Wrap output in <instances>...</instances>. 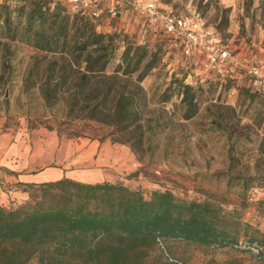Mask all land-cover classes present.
Returning <instances> with one entry per match:
<instances>
[{"label":"rangeland","instance_id":"obj_1","mask_svg":"<svg viewBox=\"0 0 264 264\" xmlns=\"http://www.w3.org/2000/svg\"><path fill=\"white\" fill-rule=\"evenodd\" d=\"M1 1L13 7L21 4V0ZM100 3L105 14L92 18L100 31L126 35L138 43L147 37L151 52L158 55L157 66L140 82L147 96L141 108L147 136L144 155L135 154L128 144L101 140L108 133L101 125L68 117L67 91L50 106L42 87L49 62L57 58L10 40L1 29L0 137L31 143L38 153L37 167L64 163L97 171V177L91 175L93 183H124L146 198L155 190H171L179 198L208 200L227 219L240 222L237 244L206 246L161 239L141 264H264V94H247L245 76L237 82L211 76L200 59L185 56L122 0ZM158 4L200 15L223 41L241 45L264 65L259 55L260 49L264 51V0H159ZM113 7L122 14L111 17ZM124 46L119 45L110 71L121 62ZM176 79H184L199 93V110L190 119L183 116L178 89L170 87ZM167 89L175 93L164 101ZM30 193L26 200L5 206L25 205ZM247 234L259 240L251 242ZM27 264H38V257Z\"/></svg>","mask_w":264,"mask_h":264},{"label":"trees","instance_id":"obj_2","mask_svg":"<svg viewBox=\"0 0 264 264\" xmlns=\"http://www.w3.org/2000/svg\"><path fill=\"white\" fill-rule=\"evenodd\" d=\"M0 29L10 40L57 58L49 62L42 87L50 106L67 91L68 117L99 124L108 130L101 140L128 144L144 155L141 108L147 96L140 82L159 60L149 43L100 31L90 16L72 13L54 0H21L15 7L0 0ZM121 43V62L110 71ZM242 76L220 79L237 82ZM134 77L136 83H131ZM173 86L184 118H192L199 110L197 89L184 79L174 80ZM244 91L264 94L249 86ZM174 93L165 90L164 101ZM22 189L31 191L25 205L0 204V264H27L35 256L38 264H141L161 239L206 246L240 241L238 220L227 219L208 200L179 198L171 190H155L146 198L124 183L69 177ZM247 236L251 242L259 240Z\"/></svg>","mask_w":264,"mask_h":264},{"label":"built area","instance_id":"obj_3","mask_svg":"<svg viewBox=\"0 0 264 264\" xmlns=\"http://www.w3.org/2000/svg\"><path fill=\"white\" fill-rule=\"evenodd\" d=\"M100 2L102 0H99ZM98 0H54L63 3L72 13L81 12L93 19L102 18L104 8ZM159 0H122L149 25L160 31L185 56L201 60L205 71L213 77L235 79L240 75L248 79L254 91L264 92V65L258 64L242 46L223 41L219 32L206 24L198 14L186 15L171 7H162ZM113 18L120 16L115 7L109 10ZM143 43H148L147 37Z\"/></svg>","mask_w":264,"mask_h":264},{"label":"crops","instance_id":"obj_4","mask_svg":"<svg viewBox=\"0 0 264 264\" xmlns=\"http://www.w3.org/2000/svg\"><path fill=\"white\" fill-rule=\"evenodd\" d=\"M259 53L260 57L264 58L262 49ZM22 144L8 141L5 135L0 137V204L7 205L10 202L17 203L26 200L29 194L22 189V186L26 184H40L63 177L93 182L90 180L91 175L95 177L98 175L97 171L73 168L64 163H49L37 167V150L31 143ZM83 157L81 156V159Z\"/></svg>","mask_w":264,"mask_h":264}]
</instances>
